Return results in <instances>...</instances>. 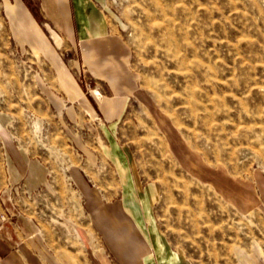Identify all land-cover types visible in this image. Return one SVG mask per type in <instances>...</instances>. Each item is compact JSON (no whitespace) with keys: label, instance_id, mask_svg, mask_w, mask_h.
Masks as SVG:
<instances>
[{"label":"rangeland","instance_id":"374dc122","mask_svg":"<svg viewBox=\"0 0 264 264\" xmlns=\"http://www.w3.org/2000/svg\"><path fill=\"white\" fill-rule=\"evenodd\" d=\"M12 3L0 0L4 237L38 232L64 264H120L95 198L138 240L128 212L169 264H264V0H103L138 83L116 123L68 95L15 31ZM43 10L54 38L51 21L71 37L68 0ZM58 44L93 92L76 49Z\"/></svg>","mask_w":264,"mask_h":264},{"label":"crops","instance_id":"0c3cea01","mask_svg":"<svg viewBox=\"0 0 264 264\" xmlns=\"http://www.w3.org/2000/svg\"><path fill=\"white\" fill-rule=\"evenodd\" d=\"M9 8L12 25L19 37L33 48L44 52L54 61L61 86L72 99L80 101L96 115H102L110 123L118 122L138 88L137 78L131 66L132 52L128 42L110 27L103 0H68L71 37L58 30L51 21V28L60 34L59 40L50 34L42 18L43 0H11ZM67 20V19H66ZM69 24V20H67ZM76 49L79 61L88 70L93 82V92H87L77 81L57 47ZM102 94V98L98 94ZM81 188L87 185L79 180ZM95 220L114 249L120 264H169L166 250L159 253L152 236L128 214L131 226L126 225L113 205H103L91 199ZM15 245L4 237L0 220V259L2 264H64L62 257L38 232L26 235L17 229ZM139 241V242H138ZM110 264H113L111 259Z\"/></svg>","mask_w":264,"mask_h":264}]
</instances>
